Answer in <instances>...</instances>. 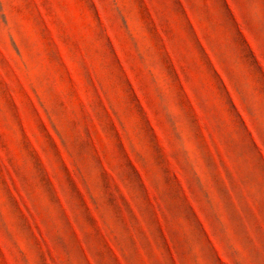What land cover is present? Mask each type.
<instances>
[{
    "label": "rangeland",
    "instance_id": "obj_1",
    "mask_svg": "<svg viewBox=\"0 0 264 264\" xmlns=\"http://www.w3.org/2000/svg\"><path fill=\"white\" fill-rule=\"evenodd\" d=\"M0 264H264V0H0Z\"/></svg>",
    "mask_w": 264,
    "mask_h": 264
}]
</instances>
